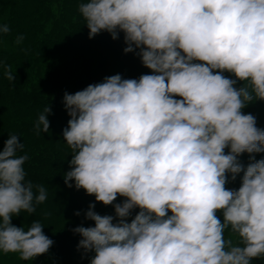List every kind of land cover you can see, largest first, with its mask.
<instances>
[{"label":"clouds","instance_id":"1","mask_svg":"<svg viewBox=\"0 0 264 264\" xmlns=\"http://www.w3.org/2000/svg\"><path fill=\"white\" fill-rule=\"evenodd\" d=\"M78 10L90 39L123 32L124 52L139 49L152 71L64 93L70 119L62 135L71 154L64 183L115 209L114 218L89 205L94 226L73 229L78 250L94 253L90 264L264 258V159L250 155L246 167L238 159L264 153V129L242 111L264 101V0H85ZM10 31L0 24V35ZM0 67L14 83L10 66ZM51 112L47 105L38 114L37 135L49 132ZM23 150L9 134L0 151V252L31 261L54 242L38 220L27 230L12 223L48 198L44 185L26 180ZM241 173L240 187L227 188L228 174L235 181ZM118 195L126 199L114 204Z\"/></svg>","mask_w":264,"mask_h":264},{"label":"trees","instance_id":"2","mask_svg":"<svg viewBox=\"0 0 264 264\" xmlns=\"http://www.w3.org/2000/svg\"><path fill=\"white\" fill-rule=\"evenodd\" d=\"M82 2L85 0H0V24L11 29L0 35V61L3 66H10L15 77L14 83L10 82L4 67H0V151L9 134L18 135L24 144L18 155L29 157L24 164L26 180L44 185L48 192L47 200L37 206L35 213L22 212L12 218V223L27 230L33 220H38L54 242L48 253L31 261L21 260L18 254L0 252V264H90L94 253L84 255L82 249L78 250L81 237L73 229L94 226V221L85 216L90 204L95 205L96 213L115 218L113 205L105 206L94 195L77 190L74 181H70L71 188L64 183L63 173L70 170L71 154L62 135L70 119L63 96L65 92L74 94L89 84L103 82L108 76L120 74L124 79H138L152 71L142 64L137 55L139 49L124 52L127 44L123 32L115 40L108 32L90 39L78 10ZM18 36L24 37L20 44L16 43ZM223 74L235 78L231 73ZM236 86L240 87L241 82ZM47 105L52 110L48 116L49 132L37 135L34 123ZM242 111L254 115L257 127L264 129V101L255 100ZM250 155L255 160L264 159V153H244L238 159L245 167L252 162ZM242 175L232 181L228 174L226 187L238 189ZM125 199L118 195L114 204ZM138 212L139 208L132 210L128 222ZM217 215L222 221V212ZM229 237L230 231H226L225 238ZM231 238L237 242L234 235ZM252 264H264V258L254 259Z\"/></svg>","mask_w":264,"mask_h":264},{"label":"rangeland","instance_id":"3","mask_svg":"<svg viewBox=\"0 0 264 264\" xmlns=\"http://www.w3.org/2000/svg\"><path fill=\"white\" fill-rule=\"evenodd\" d=\"M68 210V209H67ZM70 214H72V212L71 211H68Z\"/></svg>","mask_w":264,"mask_h":264}]
</instances>
